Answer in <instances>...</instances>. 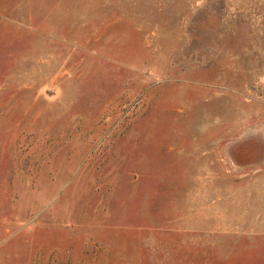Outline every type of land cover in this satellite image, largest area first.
<instances>
[{"label": "rangeland", "instance_id": "374dc122", "mask_svg": "<svg viewBox=\"0 0 264 264\" xmlns=\"http://www.w3.org/2000/svg\"><path fill=\"white\" fill-rule=\"evenodd\" d=\"M0 264H264V0H0Z\"/></svg>", "mask_w": 264, "mask_h": 264}]
</instances>
